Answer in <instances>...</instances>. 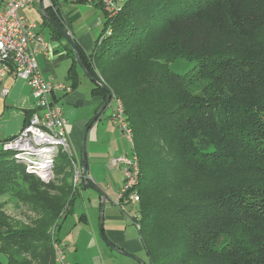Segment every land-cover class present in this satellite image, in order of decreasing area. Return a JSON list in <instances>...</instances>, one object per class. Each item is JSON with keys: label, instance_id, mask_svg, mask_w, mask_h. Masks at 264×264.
Listing matches in <instances>:
<instances>
[{"label": "trees", "instance_id": "1", "mask_svg": "<svg viewBox=\"0 0 264 264\" xmlns=\"http://www.w3.org/2000/svg\"><path fill=\"white\" fill-rule=\"evenodd\" d=\"M92 4L104 13L97 42L88 54L74 45L92 94L119 101L132 134L141 262L264 264V48L226 46L264 26V0H125L117 12ZM54 9L51 0L45 12L66 31ZM178 60L192 70L172 71ZM5 154L0 198L36 219L2 236L0 215V264H56L55 233L77 189L70 160L59 155L45 183Z\"/></svg>", "mask_w": 264, "mask_h": 264}, {"label": "crops", "instance_id": "2", "mask_svg": "<svg viewBox=\"0 0 264 264\" xmlns=\"http://www.w3.org/2000/svg\"><path fill=\"white\" fill-rule=\"evenodd\" d=\"M68 1L71 3L70 6L72 8L65 11L60 6L59 0H53L55 4L54 10L57 11L64 28L73 39V42L82 52L86 53L85 46L91 40V32L75 36L71 24L73 21L82 18V15L76 12L75 5L91 3L87 0L82 3H80L82 0H65L66 3ZM44 6L48 7L49 5ZM36 11H39L38 5L20 10L19 15L26 20L33 19L36 18ZM32 23L36 24L35 22ZM38 28L39 26L37 25V30ZM38 32L42 35L41 30H38ZM43 38L49 44V52L46 56L37 57L38 66L45 80L72 88V91L67 94H53L52 100L62 108L70 149L76 163L80 164L81 171L82 154H84V168L86 170V181L88 182L85 181L87 183L86 186L82 182V186H77L72 208L62 223L65 224L68 218L75 215L76 205L78 202L82 203L84 198L83 190L90 191V194L87 193L89 196L87 197L89 202L88 210L80 214L79 217L75 216L73 218L74 225L81 223L78 230L80 233L79 238L78 236L77 238L74 237V240L71 239L68 245V239H64L63 242L65 243L63 244L58 234L56 235V240H58L57 242L64 252L69 253L70 259L66 260L69 264H83L78 257V251L80 240L83 242L85 238L86 241L85 243L83 242L84 248L93 251L91 261H89L90 264H138L134 259L122 255L112 247L122 249L139 261L145 260L140 235L135 224L139 218L138 207L130 204L124 198L120 199L119 193L124 181L122 169L110 166L111 159L122 156V154L124 156L131 155L132 149L130 145L129 147L125 145L127 142L117 128V123L113 119L115 112H112L108 117L104 114L108 105L103 109L99 117L93 123H90L91 118L105 102L101 96L92 94L93 83H90L89 87L85 89L81 88V77L77 71L74 70L73 79L69 78L68 72L73 66L71 58L73 50H70L68 42L64 38L63 40L53 39L51 33L49 38ZM63 57L68 58L69 63L64 64ZM66 69L67 77L65 74ZM3 87L9 90L4 97L1 95ZM34 103L35 100L32 96L31 88L25 82L14 79L12 76H7L4 79L3 83L0 84V141L12 138L20 132L28 122ZM84 133L85 137H83ZM112 143L117 146V149L115 148L113 151L107 150L105 145L108 146ZM96 144L99 145L100 151L92 153L89 150L90 145ZM79 155L80 163L77 160ZM102 199H104L103 229L101 231L100 228L101 236H99V241L95 235V217L98 216L97 220L99 222ZM68 233L72 235L71 232L68 231Z\"/></svg>", "mask_w": 264, "mask_h": 264}, {"label": "built area", "instance_id": "3", "mask_svg": "<svg viewBox=\"0 0 264 264\" xmlns=\"http://www.w3.org/2000/svg\"><path fill=\"white\" fill-rule=\"evenodd\" d=\"M87 1L101 3L105 9L117 12L125 0ZM38 3L39 0H0V84L7 76L21 80L31 88L35 100L26 125L14 137L0 142V150L11 153L16 163L22 165L28 174L50 183L54 178V162L61 149L62 154L70 160L72 184L77 187L82 182V171L68 143L62 108L52 100L53 94H67L72 88L44 79L37 57L47 55L49 44L38 32L36 24L19 15L20 10L32 8ZM43 4L51 6V0H43ZM8 92V88L3 87L2 97ZM116 106L113 119L122 137L132 149V134L119 101H116ZM110 166L122 169L124 181L119 193L120 199L124 198L130 204H137L139 201L136 190L139 182L137 157L134 155L115 157L110 160ZM53 251L57 264H69L65 262L64 250L58 243L53 245Z\"/></svg>", "mask_w": 264, "mask_h": 264}, {"label": "rangeland", "instance_id": "4", "mask_svg": "<svg viewBox=\"0 0 264 264\" xmlns=\"http://www.w3.org/2000/svg\"><path fill=\"white\" fill-rule=\"evenodd\" d=\"M59 2H60V6L63 7L65 11L72 8V6H70L71 3L69 1H68V3H66L65 0H59ZM75 6H76V12H79L82 15L81 19H78L77 21L75 20L71 24L72 29L75 33V36L88 34L89 31L92 34L91 40H89V42L87 43L88 45L85 46L86 53L88 54V53L92 52V50H93V48L97 42V39L99 37V34L102 30L104 13L100 8L96 7L92 3L91 4L85 3L83 5L76 4ZM27 21H29L31 23L35 22L39 26L38 30H41L43 37L49 38L50 29L48 28V26L43 25L42 16H41V13L39 11H36V18L28 19ZM227 41H228V43L226 46L230 47L232 50H241V51L242 50H245V51L257 50L258 51L259 49L264 48V26L257 33L253 34L252 36H249L247 38H231L229 40L227 39ZM69 47H70V50H72L71 46H69ZM62 60L64 61V64L69 63V61H68L69 59L66 57H63ZM79 67H80L79 65H75L74 70L80 74L81 85H82L81 88L85 89V88L89 87V85H90V83H92V81H90V78L87 75H85L83 73V70L80 69L81 67L80 68ZM192 68H193V62H189V61H185V60H178V61H176L170 65V69L172 71H174L175 73H179V74H184L186 72H189L192 70ZM66 71H67V69L65 70V74L67 77ZM116 108H117L116 101L114 99H112L110 101V103L108 104L107 109L105 110L104 114L108 117L112 114V112L114 113L116 111ZM68 143H69V139H68ZM125 145L126 146L128 145L127 147H129L128 142ZM105 148H107V150H109V151H113V150H115V148L117 149V146L114 143H112L108 146L105 145ZM89 150L92 153L93 152L97 153V151H100V147L97 144L96 145H90ZM59 153H60V155H62L61 149H60ZM122 156L125 157L124 154H122ZM122 156H118V157H122ZM128 156H130V155H128ZM9 157H11L10 154L6 155L4 152V159H7ZM77 160L80 163V155L77 157ZM57 163L64 164V162L62 161L61 158L57 159L56 164ZM122 186H123V184H122ZM87 193L90 194V191L83 190L82 194H83L84 198H83L82 203L78 202V204L76 205L75 215L71 218H68L67 221L65 222V224L61 223L60 229H57V231L55 233L56 235L58 234V237L60 238V241H62L63 244L65 243V242H63V240L66 238L68 239L67 245L71 242V239L74 240V237L77 238V236H78V238H79L80 233L78 232V230L81 226V223L74 225L73 218L75 216L79 217L80 214H82L88 210L87 206H88L89 202H88L87 197H89V196ZM0 215L4 216L6 223H8L7 229L6 228L1 229L2 236L4 234L10 233L13 230H17L19 228L30 229L33 226V224L31 222L34 219H36V215L31 213L30 210L25 205H16L15 203L11 202L10 199H8V197H6V196L0 198ZM97 217L98 216L95 217V220H96L95 221L96 222L95 235L97 236V238L99 240V236H101L100 235V227L101 226H100V221L98 222V220H97L98 219ZM102 227H103V225H102ZM68 231L71 232L72 235H70L68 233ZM85 241H86V238L83 239L84 243H85ZM83 242L80 240V248L78 251V257L82 260L83 264H90L89 261H91L93 251L86 250V248H84ZM4 247H6V246H4ZM15 252H18V251L16 250ZM64 254H65V262L68 263L67 261L70 259V255H69V253H65V252H64ZM21 256H22L21 254L16 255V257H21ZM139 257H141V256H139ZM0 260L2 262H5L1 256H0Z\"/></svg>", "mask_w": 264, "mask_h": 264}, {"label": "water", "instance_id": "5", "mask_svg": "<svg viewBox=\"0 0 264 264\" xmlns=\"http://www.w3.org/2000/svg\"><path fill=\"white\" fill-rule=\"evenodd\" d=\"M38 8H39V11L41 13V16L43 19H45L49 24H51L52 26L54 27H57L62 36L64 37V39L68 42V44L71 46L72 50H73V54H74V59H75V62L77 65H79L81 67V69L84 71V66L82 65L81 61H80V58H79V55H78V52L75 48V45H74V42H73V39L71 38V36L67 33V31L63 30L62 28L58 27L56 25V23L47 15V13L45 12V6L43 4V0H39V3H38ZM85 72V71H84ZM86 73V72H85ZM87 74V73H86ZM90 80L92 81V78L87 75ZM94 82V81H93ZM112 100V97L111 95H107V98L105 100V103L101 106V108L96 112V114L93 116V118L90 120V123H93L98 117L99 115L101 114V112L103 111V109L107 106V104ZM83 137H85V133L83 134ZM10 139V138H9ZM9 139H5L3 141H6V140H9ZM2 142V141H0ZM82 172H81V176H82V184L84 186L87 185V183L85 182V179H86V170L84 168V154H82ZM104 208V199H102L101 201V211H100V228H101V231H102V225H103V209ZM112 246V245H111ZM113 249L119 253H121L122 255L124 256H127L129 258H132L134 259L136 262H138V264H144L143 262L137 260L136 258H134L133 256H131L130 254L124 252L122 249L118 248V247H114L112 246Z\"/></svg>", "mask_w": 264, "mask_h": 264}, {"label": "flooded vegetation", "instance_id": "6", "mask_svg": "<svg viewBox=\"0 0 264 264\" xmlns=\"http://www.w3.org/2000/svg\"><path fill=\"white\" fill-rule=\"evenodd\" d=\"M54 173V172H53Z\"/></svg>", "mask_w": 264, "mask_h": 264}]
</instances>
